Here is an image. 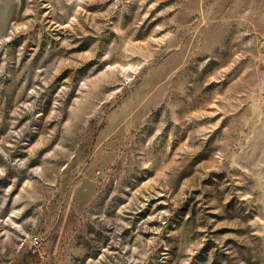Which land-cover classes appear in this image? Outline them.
<instances>
[{
  "label": "rangeland",
  "instance_id": "1",
  "mask_svg": "<svg viewBox=\"0 0 264 264\" xmlns=\"http://www.w3.org/2000/svg\"><path fill=\"white\" fill-rule=\"evenodd\" d=\"M0 264H264V0H0Z\"/></svg>",
  "mask_w": 264,
  "mask_h": 264
}]
</instances>
